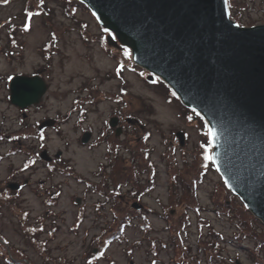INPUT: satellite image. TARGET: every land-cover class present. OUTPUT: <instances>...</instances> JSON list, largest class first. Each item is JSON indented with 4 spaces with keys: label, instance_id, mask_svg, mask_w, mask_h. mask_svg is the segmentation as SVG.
Here are the masks:
<instances>
[{
    "label": "rangeland",
    "instance_id": "374dc122",
    "mask_svg": "<svg viewBox=\"0 0 264 264\" xmlns=\"http://www.w3.org/2000/svg\"><path fill=\"white\" fill-rule=\"evenodd\" d=\"M230 1L235 4L228 5L230 18L238 25L264 24V0ZM36 3L46 14L39 10L27 19ZM107 35L81 1L0 0V192L10 191L5 199L0 195V236L9 244L1 249L0 264H11L6 257L18 264H177L179 250L167 226L180 218L188 219L183 241L191 255L201 257L198 241L216 238L225 260L255 264V239L234 237L238 220L250 216L237 208L238 202L230 207L233 216L222 213L217 205L221 176L214 167L196 188L198 215L174 197L184 192L174 183V162L200 165L201 144L208 137L205 119L160 77L133 64L129 48L110 46ZM34 73L47 89L21 116L9 102L8 79ZM46 119L54 120L52 126L22 138V128L30 131ZM176 131L184 133L182 145ZM87 132L89 139L82 143ZM143 138L153 177L150 172L133 175L124 164L144 161ZM109 142L120 144L121 157L107 168L114 153ZM45 149L50 161L38 158L30 167L29 156L39 157ZM99 182L102 194L95 191ZM8 183L21 186L13 190ZM144 187L148 195H133ZM138 203L140 209L134 208ZM123 219L129 221L123 234L105 244L106 231H116ZM26 225L39 229L35 236L42 246L28 239Z\"/></svg>",
    "mask_w": 264,
    "mask_h": 264
},
{
    "label": "water",
    "instance_id": "95a60500",
    "mask_svg": "<svg viewBox=\"0 0 264 264\" xmlns=\"http://www.w3.org/2000/svg\"><path fill=\"white\" fill-rule=\"evenodd\" d=\"M79 1L109 32L110 46L129 48L134 64L160 77L203 116L215 169L264 225V24L238 25L227 0ZM46 89L38 74L15 75L8 83L9 102L24 111ZM53 122L43 120L38 129ZM175 136L182 145L184 133ZM39 158L50 161L46 149ZM20 186L8 183L13 190Z\"/></svg>",
    "mask_w": 264,
    "mask_h": 264
},
{
    "label": "trees",
    "instance_id": "16d2710c",
    "mask_svg": "<svg viewBox=\"0 0 264 264\" xmlns=\"http://www.w3.org/2000/svg\"><path fill=\"white\" fill-rule=\"evenodd\" d=\"M70 1H73V0H70ZM228 5H229V7H231V6L233 7V5H235V4L233 1L231 3V1L229 0ZM66 6H69V4H67ZM35 7L36 8H33V10L29 9L27 11L28 12V15L26 17L27 19L30 17L29 15L32 16V14L39 13V10H40V13L46 14L45 12L44 13L41 12V11H43V4L39 5L38 3H36ZM48 11H49V9H48ZM27 24L28 23L26 22V25ZM101 36H102V34H101ZM122 55H123V53H122ZM123 56L125 57V55H123ZM123 62H128V61L127 60L122 61L120 64H118V70H120L122 68ZM24 128L27 129V127H24ZM20 132H21L22 138L27 137V135H26L27 132L29 133V135L31 137H35V136H38L39 134H41V132L38 131L36 126L30 127V131H24V129L22 128V130H20ZM206 141H207L206 144L205 143L201 144V146L202 145L204 146V151L202 152V155L200 157V165L197 162L198 163L197 168L195 165L196 162H194V161H193V163L191 162V164H188V162H185L182 167H178L177 162L176 161L174 162V183L176 185H178L179 187H181L182 185L184 186L183 187L184 192H183L182 196L176 197L177 195H175L174 197H175L176 201H179V202L181 201L184 204H187L188 210L195 212L197 215H198L200 207H199L197 200H196V188L198 186V183L200 181H202V178L205 175V173L207 172L208 167H212V168L214 167L213 163H212V159H211L210 146H208V148H207V145L210 144L208 137H207ZM108 145L110 148L109 150H111V152H114L113 155L111 156V160H109L110 167H111L113 164L114 165L116 164L115 161L120 156L118 154V151H119V148L121 146H120V144H114L113 145L112 142H109ZM113 148H115V149H113ZM139 149L143 151L144 161L138 162V164L132 163L133 161L132 162L130 161L128 164L125 162L124 164H125V166H127V168L132 167V174L133 175L137 176L138 174H142L144 172H150L151 176L153 177L154 176V169L151 166V162L146 159V158H148V155H147V150H146L147 148L145 146V138H143V141H141V145H140ZM195 155H197V154H195ZM205 156H208L209 159L206 160ZM38 158L39 157H38L37 153L34 155L31 154L29 156L28 159H29L30 167L34 164V162L36 160H38ZM109 163H108V165H109ZM122 165H123V163H122ZM126 179H128V178L126 177ZM125 181L127 182V180H125ZM136 181H138V180L136 179ZM123 183H125V182H123ZM106 185L107 184L104 183L103 188H105L107 190V188L105 187ZM115 185H116L115 190H120V187L122 185L120 183H117V181L115 182ZM100 186L101 187H97L95 189V191L102 194V192L99 191V189L102 188V183H100ZM118 186H119V188H118ZM217 187H219V193L217 194V196L222 195V197H220L222 202L217 204L221 207L222 213H226L229 216H233V211H232L233 202H238L237 208L241 209L243 213L250 216V218L248 220H243V219L238 220V223H237L238 231L235 233L234 237L236 240H241L242 238H248V237H252L253 239H255V247H254L255 260H254V263L255 264H264V225L247 210V208L244 206V204L240 200H238V197L236 195L232 194L226 188V186L222 180H220L219 185ZM143 189L141 191H143ZM2 191L3 192H0V195L3 199H5V196H7L8 192L10 193V191H8L6 188H3ZM176 191L177 190H174L175 193H176ZM227 196H228V198H226ZM113 198L116 201L115 195ZM115 201H112V203H111V205L114 206V210H116V208H115L116 202ZM228 201L231 202V204L229 206H227L229 204V203L227 204ZM6 203H8V202H6ZM230 207H232V208H230ZM218 211H220V210L217 209V212ZM128 222L129 221H126L124 219L119 220L118 224H117V228L115 229L116 231H113V232L106 231V232H108V234L105 237V239H106L105 244L108 245L110 242L113 241V239L119 238L118 235L123 234L124 229H125V225ZM187 222H188L187 218L186 219L180 218L179 220L174 221V225H168L167 226V228L169 230L171 229V233H172V236L170 237L171 244L173 247L175 245L177 250H179L178 251L177 264H200L202 262L204 264H236L234 261L228 262L227 260H225L221 256V254H220V242L217 241L216 238L206 239V240L202 239V240L198 241V243L196 245L197 246V248H196L197 252L196 253L197 254L200 253L201 257L191 255V249L188 246H184V241H183L184 234H185L184 227L186 226L185 224ZM141 225H142L141 227H143V229H146V223H142ZM24 231H25L28 239L31 242L37 244V246H39V245L42 246V241H39L35 236L36 231L39 233V229H35L33 226H30V225H26V226H24ZM174 242H175V244H174ZM8 245L9 244L6 242L5 238L0 236V256L1 257L3 256V252L1 251V249H6L5 247ZM102 250H103V248L102 249L100 248L98 253L101 254ZM17 251H18V253H22L19 250H17ZM11 258L6 257V260L11 264H18L17 260H13Z\"/></svg>",
    "mask_w": 264,
    "mask_h": 264
},
{
    "label": "flooded vegetation",
    "instance_id": "af4514ba",
    "mask_svg": "<svg viewBox=\"0 0 264 264\" xmlns=\"http://www.w3.org/2000/svg\"><path fill=\"white\" fill-rule=\"evenodd\" d=\"M38 73V72H37ZM37 73H34V74H31V75H35V74H37ZM40 75V74H39ZM17 108V110H18V113L22 116V113H23V110L22 109H20V108H18V107H16ZM26 110V109H25ZM116 117H118V116H116ZM125 120H126V122H129L130 123V118H125ZM118 121H119V118H118ZM134 121H132L131 123H133ZM116 130V129H115ZM17 140H18V142L21 140V138H17ZM108 161H107V168L109 167V165H108V163H109V159H107ZM131 161V160H130ZM134 161V160H133ZM151 174V173H150ZM149 180V179H148ZM101 182H99V184H100ZM107 184V183H106ZM90 186H93V185H90ZM110 187V186H109ZM108 190L109 191H112V194H114L116 191H114L112 188H108ZM142 190V189H141ZM141 190H134V191H132L133 192V195L134 196H140V197H143L144 196V194H147L148 195V193H150L149 192V188H146V187H144V189H143V191H141ZM141 203H138L137 205H140ZM140 206H142V205H140ZM172 212V211H171Z\"/></svg>",
    "mask_w": 264,
    "mask_h": 264
},
{
    "label": "snow or ice",
    "instance_id": "6c2138e0",
    "mask_svg": "<svg viewBox=\"0 0 264 264\" xmlns=\"http://www.w3.org/2000/svg\"><path fill=\"white\" fill-rule=\"evenodd\" d=\"M205 159L207 160V159H209V157L208 156H205Z\"/></svg>",
    "mask_w": 264,
    "mask_h": 264
},
{
    "label": "bare ground",
    "instance_id": "6f19581e",
    "mask_svg": "<svg viewBox=\"0 0 264 264\" xmlns=\"http://www.w3.org/2000/svg\"><path fill=\"white\" fill-rule=\"evenodd\" d=\"M16 107V106H15Z\"/></svg>",
    "mask_w": 264,
    "mask_h": 264
}]
</instances>
